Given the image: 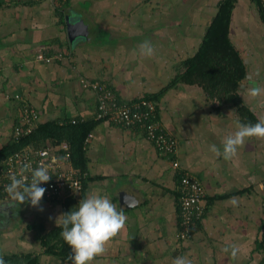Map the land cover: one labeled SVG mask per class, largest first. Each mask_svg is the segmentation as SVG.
I'll use <instances>...</instances> for the list:
<instances>
[{
    "label": "crops",
    "instance_id": "crops-1",
    "mask_svg": "<svg viewBox=\"0 0 264 264\" xmlns=\"http://www.w3.org/2000/svg\"><path fill=\"white\" fill-rule=\"evenodd\" d=\"M221 1L0 0V151L12 140L23 102L35 109L36 129L70 118L93 120L85 147L88 179L79 196L55 202L42 197L37 207L0 197L4 261L17 256L18 264H72L70 246L69 254L60 251L62 236L54 231L63 218L57 219L67 203L78 207L99 193L127 220L92 264H173L177 256L193 264H264V139H247L231 160L209 151L212 144L222 150L237 121L264 119V95H247L253 84L264 88V21L253 0H236L229 21V42L245 66L239 105L185 82L158 94L195 54ZM76 14L86 33L71 41L66 22ZM146 39L155 49L151 58L139 52ZM87 81L106 83L123 102L153 97L160 123L177 139L176 152L160 154L139 129L94 121L96 98ZM51 143L28 141L18 148ZM184 172L203 186L204 214L191 236L179 239ZM233 243L241 249L235 260L222 251Z\"/></svg>",
    "mask_w": 264,
    "mask_h": 264
},
{
    "label": "built area",
    "instance_id": "built-area-1",
    "mask_svg": "<svg viewBox=\"0 0 264 264\" xmlns=\"http://www.w3.org/2000/svg\"><path fill=\"white\" fill-rule=\"evenodd\" d=\"M253 4L259 14L264 16V0H253ZM85 86L95 93L94 120H107L119 127L139 129L160 154L170 156L176 152L177 139L163 128L157 116V104L153 99L143 97L123 102L117 98L113 89L102 81H87ZM14 97L20 98L18 94H15ZM22 104L23 115L11 136L15 143L26 139L36 127L35 109L24 102ZM67 122L77 124L82 121L70 118L58 121V124L62 125ZM87 142L88 134L83 140V148L86 147ZM70 154V145L65 140L37 146L24 144L12 151L3 158L0 165V197L8 195L5 186L10 183L9 177L16 174L24 164H30L32 168L43 164L49 168L50 180L40 185L46 189L43 196L45 200L55 202L65 197L79 196L83 191V180L88 175L85 170L82 171L80 168L74 167ZM26 175L30 180V173H26ZM178 189L180 229L176 236L179 239H186L191 236L193 224L203 217L205 193L198 178L187 172L181 174Z\"/></svg>",
    "mask_w": 264,
    "mask_h": 264
},
{
    "label": "clouds",
    "instance_id": "clouds-1",
    "mask_svg": "<svg viewBox=\"0 0 264 264\" xmlns=\"http://www.w3.org/2000/svg\"><path fill=\"white\" fill-rule=\"evenodd\" d=\"M154 46L150 40H144L139 46L141 55L151 58L154 54ZM247 95L256 99L264 95V88L253 84L247 89ZM264 139V119L255 124H242L236 122V131L227 135L222 141V150L215 144L209 146V151L215 157H223L224 160L233 159L238 149L245 145L249 138ZM26 173H30V180ZM51 178L49 168L43 164L32 168L30 164H24L16 174L9 177L10 183L5 186L9 198L20 204L31 203L33 207L40 204L46 191L40 187ZM237 203L233 198L232 204ZM74 209V208H73ZM62 214L63 218L59 227L62 228L61 236L65 243L70 246L72 254L68 257L72 264H92L96 257L107 251V245L125 228L127 217L123 209L111 202L107 196L93 193L84 197L75 210ZM58 224V223H57ZM222 251L235 260L241 249L238 244L225 246ZM0 264H5L0 256ZM173 264H193L187 256H177Z\"/></svg>",
    "mask_w": 264,
    "mask_h": 264
},
{
    "label": "trees",
    "instance_id": "trees-1",
    "mask_svg": "<svg viewBox=\"0 0 264 264\" xmlns=\"http://www.w3.org/2000/svg\"><path fill=\"white\" fill-rule=\"evenodd\" d=\"M235 2L236 0H222L219 3L217 12L206 28L202 42L195 54L183 61V68L174 75L171 81L158 94H162L166 89L179 82H185L200 85L210 97L221 101H230L236 105L240 104L241 100L236 91L238 89V82L244 76L245 66L238 51L231 45L228 39L229 21ZM260 17L264 21L262 14H260ZM146 98L154 99L153 97ZM239 108L247 113L246 109ZM92 122L93 120L77 124L67 122L62 125H59L58 121L50 122L39 126L37 129L35 128L26 139H23L19 143H15L10 139L9 143L0 151V165L7 154L17 150L21 144L28 141L35 142L36 140L44 144L48 139L54 143L65 140L70 145V157L74 167H78L84 171L86 169L83 140L90 131ZM87 179L88 176L83 180V189ZM75 208V204L67 203L66 213L72 209L75 210ZM61 231L62 228L58 227L54 232L61 235ZM59 242L61 246L60 251L63 254H69L67 250L68 245L62 237L59 238ZM46 243L50 244V241L47 240ZM56 245H58V240L56 241ZM19 261L21 259L17 256L5 257V264H18ZM22 261L24 260L22 259Z\"/></svg>",
    "mask_w": 264,
    "mask_h": 264
},
{
    "label": "water",
    "instance_id": "water-1",
    "mask_svg": "<svg viewBox=\"0 0 264 264\" xmlns=\"http://www.w3.org/2000/svg\"><path fill=\"white\" fill-rule=\"evenodd\" d=\"M68 37L71 41H75L84 36L86 33V25L78 14L67 18L66 22Z\"/></svg>",
    "mask_w": 264,
    "mask_h": 264
}]
</instances>
